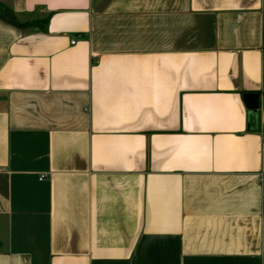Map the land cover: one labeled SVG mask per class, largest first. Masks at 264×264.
<instances>
[{
  "label": "crops",
  "instance_id": "obj_1",
  "mask_svg": "<svg viewBox=\"0 0 264 264\" xmlns=\"http://www.w3.org/2000/svg\"><path fill=\"white\" fill-rule=\"evenodd\" d=\"M0 4V264H264V0Z\"/></svg>",
  "mask_w": 264,
  "mask_h": 264
},
{
  "label": "trees",
  "instance_id": "obj_2",
  "mask_svg": "<svg viewBox=\"0 0 264 264\" xmlns=\"http://www.w3.org/2000/svg\"><path fill=\"white\" fill-rule=\"evenodd\" d=\"M0 17L4 18L5 20H7L8 22L19 26V27H25V26H37L39 25L40 27H43L46 22V20L43 21H33V22H25V23H19L17 22V20L15 19L13 13L6 7H4L2 4H0Z\"/></svg>",
  "mask_w": 264,
  "mask_h": 264
},
{
  "label": "water",
  "instance_id": "obj_3",
  "mask_svg": "<svg viewBox=\"0 0 264 264\" xmlns=\"http://www.w3.org/2000/svg\"><path fill=\"white\" fill-rule=\"evenodd\" d=\"M259 98H260V95L258 93H244L243 94L244 104L246 108L251 112H255L258 109Z\"/></svg>",
  "mask_w": 264,
  "mask_h": 264
},
{
  "label": "built area",
  "instance_id": "obj_4",
  "mask_svg": "<svg viewBox=\"0 0 264 264\" xmlns=\"http://www.w3.org/2000/svg\"><path fill=\"white\" fill-rule=\"evenodd\" d=\"M73 43H74V40L72 39V40H71V44H73Z\"/></svg>",
  "mask_w": 264,
  "mask_h": 264
}]
</instances>
